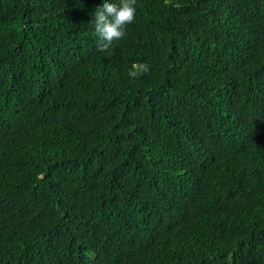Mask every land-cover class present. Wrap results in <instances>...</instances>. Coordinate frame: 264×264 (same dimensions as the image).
I'll list each match as a JSON object with an SVG mask.
<instances>
[{"label":"trees","instance_id":"16d2710c","mask_svg":"<svg viewBox=\"0 0 264 264\" xmlns=\"http://www.w3.org/2000/svg\"><path fill=\"white\" fill-rule=\"evenodd\" d=\"M103 2L0 0V264H264V0Z\"/></svg>","mask_w":264,"mask_h":264},{"label":"clouds","instance_id":"9594fccd","mask_svg":"<svg viewBox=\"0 0 264 264\" xmlns=\"http://www.w3.org/2000/svg\"><path fill=\"white\" fill-rule=\"evenodd\" d=\"M137 0H104L102 7L95 10L92 24L95 34L99 37L98 50L108 52L114 42L121 40L126 35V28L136 18ZM150 71L147 63H133L128 71L130 79L135 80Z\"/></svg>","mask_w":264,"mask_h":264}]
</instances>
